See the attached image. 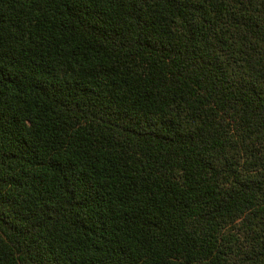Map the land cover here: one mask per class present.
I'll list each match as a JSON object with an SVG mask.
<instances>
[{
  "label": "trees",
  "instance_id": "16d2710c",
  "mask_svg": "<svg viewBox=\"0 0 264 264\" xmlns=\"http://www.w3.org/2000/svg\"><path fill=\"white\" fill-rule=\"evenodd\" d=\"M0 264H264V0H0Z\"/></svg>",
  "mask_w": 264,
  "mask_h": 264
}]
</instances>
